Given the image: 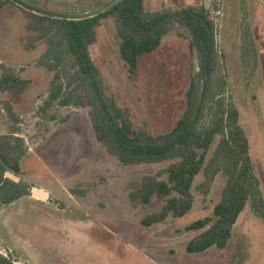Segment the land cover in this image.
Listing matches in <instances>:
<instances>
[{"label": "rangeland", "instance_id": "374dc122", "mask_svg": "<svg viewBox=\"0 0 264 264\" xmlns=\"http://www.w3.org/2000/svg\"><path fill=\"white\" fill-rule=\"evenodd\" d=\"M26 1L60 12H82L103 0ZM200 3L216 25L224 96L239 109L264 197V0H145L144 6L159 10ZM28 22V15L13 4L0 7V73L4 67L18 73V80L0 92V134L12 128L7 102L19 118L17 134L25 139L31 156L41 159L31 166V157H25L18 180L31 187L43 185L58 200L52 196L51 204L37 206L43 207L39 221V212L25 201L1 206L0 253L13 264H264V223L249 203L225 248L185 252L186 242L200 232L185 226L212 216L225 184L223 173L207 187H200L204 173L195 177L194 202L185 215L148 227L141 224L145 215L161 207L164 196L155 194L148 204L133 206L128 193L139 187L143 175L156 173L167 162L120 163L95 138L87 107L54 104L41 110L52 72L36 64L44 43L24 47L31 35ZM189 42L188 31L176 26L156 50L139 59L132 77L119 55L114 20L103 18L95 27L91 58L135 130L164 133L183 112L190 74L197 66ZM48 150L52 153L46 155Z\"/></svg>", "mask_w": 264, "mask_h": 264}, {"label": "trees", "instance_id": "16d2710c", "mask_svg": "<svg viewBox=\"0 0 264 264\" xmlns=\"http://www.w3.org/2000/svg\"><path fill=\"white\" fill-rule=\"evenodd\" d=\"M108 1L103 0L95 7ZM144 2L120 0L106 11L83 19L37 14L11 0H0V7L11 3L28 15L27 30L31 35L24 43L26 49L37 43L45 44L36 64L51 71L52 79L41 110L54 104L87 107L95 138L120 163L132 166L167 162L156 173L143 175L139 187L128 193L133 206L148 204L155 194L164 196L161 207L141 219L142 225L152 226L168 217L188 213L194 202L192 188L198 174L205 175L200 187H207L217 173L225 175L212 216L185 226L186 230L200 232L184 248L188 254L203 252L211 246L223 249L247 203L264 223V197L250 142L240 124L239 109L224 96L225 79L218 73L216 25L203 3L148 10ZM107 17L115 22L119 55L132 77L139 59L156 50L168 31L176 26L188 31L197 66L190 74L184 110L170 130L159 134L135 130L100 78L89 46L95 41V27ZM17 80V71L4 67L0 73V92ZM4 105L12 128L0 135V207L28 195L31 189L21 178L15 181L5 175L10 172L20 176V161L27 146L15 128L19 118L9 103ZM0 264H13V260L0 253Z\"/></svg>", "mask_w": 264, "mask_h": 264}, {"label": "water", "instance_id": "95a60500", "mask_svg": "<svg viewBox=\"0 0 264 264\" xmlns=\"http://www.w3.org/2000/svg\"><path fill=\"white\" fill-rule=\"evenodd\" d=\"M15 5L27 10L31 11L37 14L54 17V18H63V19H83L88 18L92 16H96L113 5L117 4L120 0H110L100 6L94 7L92 9L82 11V12H60L55 10H50L46 8L39 7L37 5H34L30 2H27L25 0H11ZM5 175L15 181H18V177L11 174L10 172H6ZM40 194V193H39Z\"/></svg>", "mask_w": 264, "mask_h": 264}, {"label": "crops", "instance_id": "0c3cea01", "mask_svg": "<svg viewBox=\"0 0 264 264\" xmlns=\"http://www.w3.org/2000/svg\"><path fill=\"white\" fill-rule=\"evenodd\" d=\"M0 135H2V134H0ZM51 153H52L51 150H48V152H46V155L47 154H51ZM29 156L31 157V160H29V162L31 163V166L35 162H37L38 164H40V161H41L40 155H36L34 153L31 156L30 149L27 148L26 154L24 155V157L20 161L21 171L23 169V163H24V161L26 159L25 157H29ZM38 186L39 187H35V185H32V187L30 189V193L28 195H25V196H23V197L15 200V201H13V202L7 204V206L9 208L15 207L19 202L25 201L29 209H32V210H35V211H38L39 212V213L36 212L37 217H39V219H37V221H39L41 219L40 216L42 215L43 207H42V209H39L37 206L51 204V202H52L51 197L52 196L55 197V195L49 189H47L45 186L39 185V184H38ZM84 196H82V197H84ZM55 199L58 200L56 197H55ZM30 207H32V208H30ZM33 207H35V208H33Z\"/></svg>", "mask_w": 264, "mask_h": 264}]
</instances>
